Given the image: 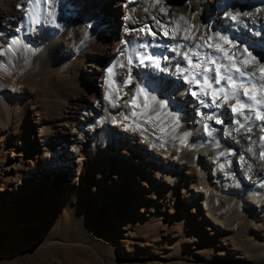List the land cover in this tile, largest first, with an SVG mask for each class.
Masks as SVG:
<instances>
[{
	"label": "bare ground",
	"instance_id": "bare-ground-1",
	"mask_svg": "<svg viewBox=\"0 0 264 264\" xmlns=\"http://www.w3.org/2000/svg\"><path fill=\"white\" fill-rule=\"evenodd\" d=\"M107 1L0 0V71L8 78L15 70L36 69L39 80L50 82L51 69L68 67L75 55L78 39L68 33L64 43L59 33L74 23L84 25V34L104 36L97 51L81 52L77 73L56 77L71 93L48 102L42 120L50 124L35 135V157L53 151L63 171L78 168L94 123L130 110L133 100H150L170 127L177 157L196 171L200 184L219 191L209 201L215 223L241 221L231 236L242 237L249 250L245 264H264V0ZM124 40L128 46L121 50ZM114 71L132 95L111 88ZM7 166L0 173L3 209L18 207L26 195L13 165ZM193 196L194 189L185 192L186 201Z\"/></svg>",
	"mask_w": 264,
	"mask_h": 264
},
{
	"label": "rangeland",
	"instance_id": "rangeland-1",
	"mask_svg": "<svg viewBox=\"0 0 264 264\" xmlns=\"http://www.w3.org/2000/svg\"><path fill=\"white\" fill-rule=\"evenodd\" d=\"M67 28L60 38L79 40L76 58L58 72L51 69L50 82L39 80L36 69L15 70V79L0 71V173L13 165L26 194L18 207H0V264H245L249 250L242 237L231 236L242 222L215 223L209 201L219 191L200 184L196 171L177 157L170 127L150 100L94 123L78 168L63 171L53 151L35 157V135L50 124L42 120L48 102L71 93L56 77L77 73L81 52L97 51L104 39L84 34L82 23ZM127 46L124 40L121 50ZM118 76L114 71L118 83L110 81L111 88L132 95ZM191 188L196 196L186 201Z\"/></svg>",
	"mask_w": 264,
	"mask_h": 264
},
{
	"label": "snow or ice",
	"instance_id": "snow-or-ice-1",
	"mask_svg": "<svg viewBox=\"0 0 264 264\" xmlns=\"http://www.w3.org/2000/svg\"><path fill=\"white\" fill-rule=\"evenodd\" d=\"M149 59H150V57H149ZM212 63H215V61H212ZM196 67L198 68L199 65H196ZM111 71H112V70L109 69V72H110V73H111ZM209 71H212V69H205V72H209ZM217 71H218V69H217ZM237 71H239V69H237ZM223 78H224L223 76L220 77V79H223ZM229 79H230V77H229ZM215 82H216V83H219L220 80L217 79ZM197 83H199V81H197ZM205 86H206L207 88H211V87H212V84L208 82V79H207V78L205 79ZM213 95H215V93H213ZM245 95H247V92H245ZM227 98H228V97L226 96L225 99H227ZM135 104H136V101L133 100V105H135ZM242 107H243V105H240V106H238V107H235V108L233 109V111H240V110L242 109ZM262 118H264V117H262Z\"/></svg>",
	"mask_w": 264,
	"mask_h": 264
}]
</instances>
